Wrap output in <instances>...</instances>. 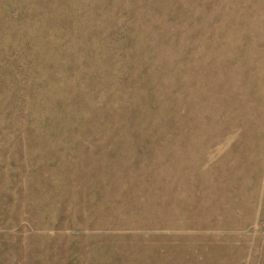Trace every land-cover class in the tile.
Returning <instances> with one entry per match:
<instances>
[{
  "label": "rangeland",
  "instance_id": "obj_1",
  "mask_svg": "<svg viewBox=\"0 0 264 264\" xmlns=\"http://www.w3.org/2000/svg\"><path fill=\"white\" fill-rule=\"evenodd\" d=\"M0 264H264V0H0Z\"/></svg>",
  "mask_w": 264,
  "mask_h": 264
}]
</instances>
